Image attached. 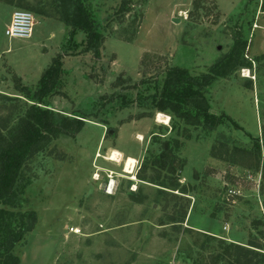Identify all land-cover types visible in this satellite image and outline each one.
<instances>
[{
    "label": "rangeland",
    "instance_id": "rangeland-1",
    "mask_svg": "<svg viewBox=\"0 0 264 264\" xmlns=\"http://www.w3.org/2000/svg\"><path fill=\"white\" fill-rule=\"evenodd\" d=\"M1 1L0 94H33L59 59L61 85L45 104L86 117L24 165L17 210L36 222L14 247L19 264H233L229 245L264 264V155L233 149L264 138L262 0H90L99 58L83 51L82 31L69 37L62 0ZM17 8L33 15L28 37L4 33ZM236 32L246 65L204 94L222 124H186L136 100L152 91L141 81H160L169 67L206 72ZM23 108L0 100V116Z\"/></svg>",
    "mask_w": 264,
    "mask_h": 264
},
{
    "label": "trees",
    "instance_id": "trees-1",
    "mask_svg": "<svg viewBox=\"0 0 264 264\" xmlns=\"http://www.w3.org/2000/svg\"><path fill=\"white\" fill-rule=\"evenodd\" d=\"M14 4L13 0H5ZM60 18L69 28V37L75 31L85 34L83 51L90 52L95 58L101 56L103 32L91 13L90 0H62ZM264 10V0L261 1ZM233 43L228 53L214 62L206 72L192 75L186 68L174 65L167 68L160 81H141L146 89H152L147 97L140 95L136 100L147 108L159 112H167L172 116L184 120L186 124H202L205 128L214 129L224 122L209 111L205 97V89L217 77H224L233 73L236 68L246 65L242 54L245 40L240 32L233 35ZM59 59L49 65L35 86L34 93L29 91L17 96L0 94V100L6 104L17 103L24 108L15 117L0 116V264H19V259L13 250L17 243L25 241L26 234L33 228L36 215L33 211L17 210L20 204V195L28 184L23 179V168L26 162L36 153L46 148L51 141L61 134L71 135L81 128L84 115L70 117L54 111L45 103L61 85V71ZM22 96L28 99L29 104H22ZM122 97H124L122 95ZM224 147V146H222ZM221 147V148H222ZM236 152L243 155H254L256 158L264 155V138L262 145L254 139L250 147L234 146ZM232 152L229 157L231 163L236 162ZM233 247V248H232ZM233 249V264H257V253L250 249L229 245Z\"/></svg>",
    "mask_w": 264,
    "mask_h": 264
},
{
    "label": "built area",
    "instance_id": "built-area-1",
    "mask_svg": "<svg viewBox=\"0 0 264 264\" xmlns=\"http://www.w3.org/2000/svg\"><path fill=\"white\" fill-rule=\"evenodd\" d=\"M33 15L31 12L17 8L13 10L4 33L8 37H28L32 31Z\"/></svg>",
    "mask_w": 264,
    "mask_h": 264
},
{
    "label": "bare ground",
    "instance_id": "bare-ground-1",
    "mask_svg": "<svg viewBox=\"0 0 264 264\" xmlns=\"http://www.w3.org/2000/svg\"><path fill=\"white\" fill-rule=\"evenodd\" d=\"M244 72L246 73V70H244ZM245 76L247 75V74H244ZM133 162V159H129L127 162H126V168H129L130 167V165H131V163ZM97 175H95V177H96ZM112 182V181H111ZM111 186H112V184L110 183V188H111Z\"/></svg>",
    "mask_w": 264,
    "mask_h": 264
},
{
    "label": "water",
    "instance_id": "water-1",
    "mask_svg": "<svg viewBox=\"0 0 264 264\" xmlns=\"http://www.w3.org/2000/svg\"><path fill=\"white\" fill-rule=\"evenodd\" d=\"M113 132V129H108L107 133L111 134Z\"/></svg>",
    "mask_w": 264,
    "mask_h": 264
},
{
    "label": "crops",
    "instance_id": "crops-1",
    "mask_svg": "<svg viewBox=\"0 0 264 264\" xmlns=\"http://www.w3.org/2000/svg\"><path fill=\"white\" fill-rule=\"evenodd\" d=\"M0 1H1V0H0ZM206 1H207V0H206ZM213 1H214V0H213ZM1 2H4V1H1ZM4 3H6V2H4ZM6 4L11 5V4H9V3H6ZM12 12H13V11H12ZM12 12H11V13H12ZM129 157H131V156H129ZM132 158H133V157H132Z\"/></svg>",
    "mask_w": 264,
    "mask_h": 264
}]
</instances>
